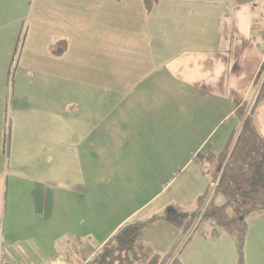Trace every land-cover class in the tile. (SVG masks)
<instances>
[{
	"label": "crops",
	"instance_id": "crops-1",
	"mask_svg": "<svg viewBox=\"0 0 264 264\" xmlns=\"http://www.w3.org/2000/svg\"><path fill=\"white\" fill-rule=\"evenodd\" d=\"M263 26L264 0H0V231L14 264H88L122 225L194 211L214 187L212 161H197L228 147L262 82ZM253 117L264 137V100ZM251 222L243 264H264V214ZM142 238L159 254L182 239L164 221ZM178 255L237 262L226 234L193 233Z\"/></svg>",
	"mask_w": 264,
	"mask_h": 264
},
{
	"label": "trees",
	"instance_id": "trees-1",
	"mask_svg": "<svg viewBox=\"0 0 264 264\" xmlns=\"http://www.w3.org/2000/svg\"><path fill=\"white\" fill-rule=\"evenodd\" d=\"M159 1L144 0V4L150 9ZM260 74L261 71L257 81ZM263 100L264 80L250 110L245 111L242 107L236 111L238 127L228 147L219 154L207 152L203 162L197 161L200 167L212 161L214 187L210 193L208 190L196 198L194 211L169 204L145 221L122 225L92 255L88 264H181L179 251L193 233L209 237L230 236L236 249V264H243L247 218L264 214V137L253 117V109ZM217 197L222 198L220 205L215 202ZM159 221L172 225L182 238L166 254L155 252L142 238L144 229ZM188 233L189 237L184 240Z\"/></svg>",
	"mask_w": 264,
	"mask_h": 264
},
{
	"label": "built area",
	"instance_id": "built-area-1",
	"mask_svg": "<svg viewBox=\"0 0 264 264\" xmlns=\"http://www.w3.org/2000/svg\"><path fill=\"white\" fill-rule=\"evenodd\" d=\"M263 33H264V26H263ZM263 55H264V45H263ZM16 58H17V53L15 54V58L12 62L13 63L12 68L15 66ZM263 67H264V63H263ZM263 67H261L260 69L261 72L263 70ZM60 262H61V259L59 255H53L52 257H50V259L45 264H60ZM0 264H14L11 258L7 256L4 251V244L2 241V237H1V231H0Z\"/></svg>",
	"mask_w": 264,
	"mask_h": 264
},
{
	"label": "rangeland",
	"instance_id": "rangeland-1",
	"mask_svg": "<svg viewBox=\"0 0 264 264\" xmlns=\"http://www.w3.org/2000/svg\"><path fill=\"white\" fill-rule=\"evenodd\" d=\"M260 80H261V81L264 80V67H263V70H262V72H261V74H260ZM200 162H201V161H198V163H200ZM209 193H210V191H209ZM220 199H221V201H220ZM215 202H216V204L220 205L223 201H222V198L217 197L216 200H215ZM247 222H248V224H249V223L251 222V218H247ZM252 223H253V221L251 222V224H252ZM254 228H255V226H254ZM252 231H253V230H251L250 234L252 233ZM250 234H249V232H248V236H249ZM256 234L258 235V233L256 232V233L253 234V237H254ZM246 236H247V235H246ZM262 236H264V231H263V230L261 231L260 236L258 235V238H260V237H262ZM258 238L256 239V240H257V244L255 243V246L261 248V241H259ZM249 239H250V238H249ZM248 241H249V240H248ZM253 241H254V240H253ZM254 242H255V241H254ZM260 255H261V253H260ZM255 257H256V256H254V257H252V258L254 259ZM257 257L260 258L261 256H257ZM252 258H251L249 264H250V263L253 264L254 260L252 261ZM259 261H260V260H259ZM259 261L255 260V263H254V264L258 263Z\"/></svg>",
	"mask_w": 264,
	"mask_h": 264
}]
</instances>
